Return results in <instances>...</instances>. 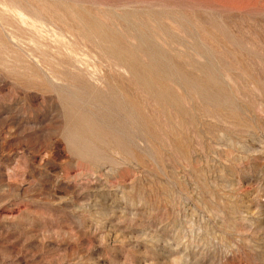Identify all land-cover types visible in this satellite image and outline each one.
<instances>
[{
	"label": "rangeland",
	"instance_id": "obj_1",
	"mask_svg": "<svg viewBox=\"0 0 264 264\" xmlns=\"http://www.w3.org/2000/svg\"><path fill=\"white\" fill-rule=\"evenodd\" d=\"M0 264H264V0H0Z\"/></svg>",
	"mask_w": 264,
	"mask_h": 264
},
{
	"label": "bare ground",
	"instance_id": "obj_2",
	"mask_svg": "<svg viewBox=\"0 0 264 264\" xmlns=\"http://www.w3.org/2000/svg\"><path fill=\"white\" fill-rule=\"evenodd\" d=\"M91 24V23H90ZM92 25V24H91Z\"/></svg>",
	"mask_w": 264,
	"mask_h": 264
}]
</instances>
